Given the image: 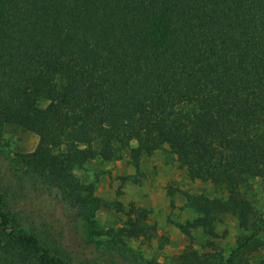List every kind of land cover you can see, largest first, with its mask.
<instances>
[{
	"label": "trees",
	"instance_id": "obj_1",
	"mask_svg": "<svg viewBox=\"0 0 264 264\" xmlns=\"http://www.w3.org/2000/svg\"><path fill=\"white\" fill-rule=\"evenodd\" d=\"M9 123L39 141L0 178V264H140L133 241L158 234L149 209L106 200L76 170L96 158L138 170L165 146L225 193L179 189L194 216L176 225L210 249L189 245L176 262L252 264L264 252L250 196L264 182V0H0V135ZM31 190L73 213L75 248L16 220ZM99 209L127 220L103 229ZM227 216L251 233L224 257L210 238Z\"/></svg>",
	"mask_w": 264,
	"mask_h": 264
},
{
	"label": "rangeland",
	"instance_id": "obj_2",
	"mask_svg": "<svg viewBox=\"0 0 264 264\" xmlns=\"http://www.w3.org/2000/svg\"><path fill=\"white\" fill-rule=\"evenodd\" d=\"M38 141L39 137L34 132L17 124H6L0 135V178L9 173L17 153L34 150ZM135 144L134 142L133 145ZM76 173L83 180L93 182L96 193L106 200L118 199L126 205L134 202L149 209L150 220L157 224L158 234L149 241L143 238L133 241L140 264H178L174 256L189 245L197 249H210L207 244L209 237L204 236L200 230L193 231L192 238L176 225L177 222L183 223L194 216V213L184 206L186 198L179 189L209 197L222 196L225 193L217 191L210 182L192 180L187 170L180 167L174 155L169 152L168 146L144 157L138 170L128 158L112 161L96 158L90 160L84 168L77 169ZM172 189H175L174 197L170 194ZM250 196L256 208L257 222L260 223L264 221L263 181L258 179L254 182ZM14 215L16 220L32 223L64 245L68 243L70 248H75L72 237L77 235V230L79 234H83L82 227L73 213L56 199L54 194L40 190H31L17 202ZM96 218L103 229L120 226L127 220L123 213L111 209H99ZM217 230L220 236L210 239L214 240L224 257L236 246L241 235L251 233L240 229L232 216H227L218 223ZM84 257L85 255L76 261L87 262L86 257L83 260ZM100 257L94 258V261L104 260L107 256L104 253L100 254ZM249 259L252 264H260L264 260L263 250L255 251Z\"/></svg>",
	"mask_w": 264,
	"mask_h": 264
},
{
	"label": "crops",
	"instance_id": "obj_3",
	"mask_svg": "<svg viewBox=\"0 0 264 264\" xmlns=\"http://www.w3.org/2000/svg\"><path fill=\"white\" fill-rule=\"evenodd\" d=\"M145 157H146V156H145ZM143 158H144V157H143ZM143 158H142V159H143ZM142 159H141V161H142ZM140 164H141V163H140ZM133 165H134V164H133ZM134 166H135V165H134ZM135 168H136V167H135ZM136 169H137V168H136ZM116 200H118V199H116ZM185 202H186V201H185ZM124 204H125V203H124Z\"/></svg>",
	"mask_w": 264,
	"mask_h": 264
}]
</instances>
